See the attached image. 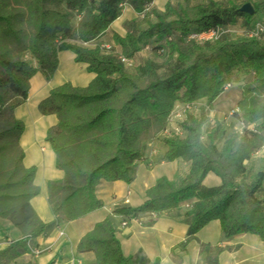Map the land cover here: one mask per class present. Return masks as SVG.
I'll list each match as a JSON object with an SVG mask.
<instances>
[{
	"label": "trees",
	"instance_id": "trees-1",
	"mask_svg": "<svg viewBox=\"0 0 264 264\" xmlns=\"http://www.w3.org/2000/svg\"><path fill=\"white\" fill-rule=\"evenodd\" d=\"M125 1L0 0V217L9 219L21 232L19 239L0 249V264H11L30 253L29 241L49 226L30 205L39 187L33 182L35 167L22 164L19 137L23 123L13 116V109L26 99L29 79L37 71L46 76L54 73L57 52L64 49L74 52L75 59L86 63L95 75L83 87L64 82L52 88L38 104L41 113L57 117L46 134L56 167L64 172L62 179L47 184V200L55 215L69 221L101 207L97 185L102 180H133L143 146L164 129L177 103L193 105L206 98L211 106L223 91L226 77L236 70L244 76L252 74L253 79L242 88L235 116L243 122H258V132L244 139L230 135L217 147L215 129L205 142L201 138L204 121L193 119L184 136L161 139L165 148L162 159L181 158L189 162L188 172L174 180L157 178L146 189L142 204L120 212L132 218L194 199L185 213L188 237L218 219L224 238L253 233L264 241V195H259L264 190V169L252 172L244 164L254 149L264 144V100L259 99L264 94V35L191 41L189 49L181 51L175 38L186 39L192 31L234 24L238 17L248 22L252 16L240 11V5L210 2L188 11L183 8L170 20L160 18L137 34L113 35L121 47L120 55L99 44L84 45L108 29ZM152 1L131 0L130 4L140 12ZM71 12L78 17L74 23ZM166 12L175 14L169 6ZM164 40L170 54L177 55L163 70L147 60L132 71L122 60H131L148 44L162 52ZM24 52L32 61L21 57ZM210 171L220 177V184L208 187L202 183ZM77 250L93 252V264H147L143 256L123 254L110 217L82 235Z\"/></svg>",
	"mask_w": 264,
	"mask_h": 264
},
{
	"label": "crops",
	"instance_id": "crops-1",
	"mask_svg": "<svg viewBox=\"0 0 264 264\" xmlns=\"http://www.w3.org/2000/svg\"><path fill=\"white\" fill-rule=\"evenodd\" d=\"M234 1L240 5L250 2L254 11L257 6V13L248 22L238 17L234 24L222 27L233 32L242 24L244 28L241 31L248 35L253 24L264 17V0ZM156 4L158 0H153L151 8ZM124 7L125 14L123 11L100 37L83 44L89 47L98 44L112 46L114 33L123 36L120 31H123L121 25L125 20L142 17L141 12H136L130 3H125ZM75 56L71 50H59L54 73L46 76L37 71L29 79L26 99L13 109V116L23 123L19 137L23 151L22 164L35 167L33 182L39 187L38 194L30 199V205L49 226L40 236L29 241L31 248H38L40 252L23 254L11 264H93V252H79L77 243L96 222L106 217H110L116 228L123 254L133 258L143 256L147 264H153L156 259L159 264H264V241L258 235L241 233L224 238L218 219L209 221L194 236L188 237L185 213L194 199L181 201L177 207L163 212L137 213L136 220H130L127 226H120L121 221L130 216L120 212L121 209L142 204L147 198L146 189L157 178L163 176L174 180L189 170V162L181 158L172 161L162 159L165 150L163 144L158 147V143L152 140L146 141L143 146V158L136 163L134 178L130 183L102 180L97 185L96 194L103 203L101 207L69 221L54 214L47 200V184L50 180L62 179L64 172L56 167V155L46 140V134L57 123V117L55 114L41 113L38 104L52 88L64 82L83 87L93 79L95 74L89 72L87 64L77 61ZM223 94L225 91L218 97ZM218 97L216 102L220 103ZM199 100L205 101L206 98ZM244 164L253 171L264 169V166L261 167L264 164V145L255 148ZM220 182V177L212 171L202 181L208 187ZM20 237V230L9 219L0 217V249Z\"/></svg>",
	"mask_w": 264,
	"mask_h": 264
},
{
	"label": "rangeland",
	"instance_id": "rangeland-1",
	"mask_svg": "<svg viewBox=\"0 0 264 264\" xmlns=\"http://www.w3.org/2000/svg\"><path fill=\"white\" fill-rule=\"evenodd\" d=\"M125 2L130 3L131 0L130 1L126 0ZM210 2H216L217 4H223L226 6L240 5L239 3H236L234 0H158V4H156V6L152 7L149 11L143 14L141 13L142 17L140 18L135 17V18H130L129 20H125L121 25L123 31L120 32L122 33L123 36L130 32L133 34H137L139 30L146 28L151 22H155L160 18H165L166 20H170L176 17L177 15L176 13H181L183 8H186L188 11L191 10V8L195 5L198 4L207 5L210 4ZM168 6L171 9H173L175 14L172 13H171L172 15L167 14L166 8ZM124 8L125 7H123L121 14L124 11ZM71 15L74 23L78 17L73 12H71ZM221 28L222 30H220L221 34L219 39H225V40L238 39L246 35L243 31H241V29L244 28L242 24L238 29L233 30V32L226 31L223 29V27ZM115 34L118 33H114L113 35ZM174 40H176L175 44L181 51H187L192 43L191 41H188L187 38L186 39L175 38ZM161 44L164 48V51L162 52L159 49H152L151 44H148V46L147 45L143 46L138 52L135 53L133 58L130 60L131 65L132 64L133 65L132 66L127 65L129 70L133 71L136 66L142 65L147 60L155 63L158 66L159 70L165 69L169 64H171L174 61L177 53L175 52L170 54V49H169L170 47L166 42V40L162 41ZM101 47L105 48L107 52H113L116 55L121 54V47L116 42H114L112 46H108V45L106 46L105 44L102 45ZM21 57L28 61H32L27 52L22 53ZM252 79H253L252 74L244 76L240 72H236V70L231 72V74L228 75L225 79V83L222 91V92L225 91V94H223L221 97H218L220 99V103L216 102L215 99L212 105L209 106L206 100L205 101L197 100L191 108H189L188 110L185 111V113H183L182 118H180L181 120H174V122L172 121L166 122L164 129L159 130L158 132L156 131L152 135V137H150L148 140L157 142L159 147L160 145H162L161 139L166 135L184 136L187 132L185 127L189 125L193 119H197V120L201 119L202 121H204L202 126L201 138L205 142H207V135L211 131V129L213 128L215 129L217 133V136L215 138V144L217 147H220L224 142V140L233 134L237 135L238 138H242V139L250 137L252 133L258 132V127H259L258 122L249 123V122L240 121L235 116V112L238 111V107L236 106V104L237 101L242 96L243 86L245 85V83L247 84L251 82ZM259 99L263 101L264 94ZM178 109L181 110L182 108L178 107ZM263 166L264 164L261 165V167ZM252 172L254 171L252 170ZM259 195L262 197L264 195V192L261 190Z\"/></svg>",
	"mask_w": 264,
	"mask_h": 264
},
{
	"label": "built area",
	"instance_id": "built-area-1",
	"mask_svg": "<svg viewBox=\"0 0 264 264\" xmlns=\"http://www.w3.org/2000/svg\"><path fill=\"white\" fill-rule=\"evenodd\" d=\"M150 8H151V4L144 5V8L142 9L141 13L143 14V13L149 11ZM221 27L222 26L212 27L210 29L203 30V31H192V32H189L187 34L186 38L188 41H195L198 43H203L206 41H213V40H216L220 37V34H221L220 30H222ZM263 35H264V17L262 19H260V21L255 22L253 24V27L251 28V30L248 32V36H250V37L261 38ZM122 60L127 65H131V61L129 59L122 58ZM193 105H194V103H193ZM193 105L192 104L176 105L175 108L172 110V112L168 118V121L174 122V120H181L180 118H182L183 113H185V111L188 110L189 108H191ZM177 106L179 108L181 107L182 109L179 110ZM130 220H136V218L132 217V218L125 219V220L121 221L120 226L121 227L127 226L128 222ZM31 252L38 254L40 252V250L38 248H31Z\"/></svg>",
	"mask_w": 264,
	"mask_h": 264
},
{
	"label": "water",
	"instance_id": "water-1",
	"mask_svg": "<svg viewBox=\"0 0 264 264\" xmlns=\"http://www.w3.org/2000/svg\"><path fill=\"white\" fill-rule=\"evenodd\" d=\"M239 10L249 15L254 14V8L250 2H244L239 6Z\"/></svg>",
	"mask_w": 264,
	"mask_h": 264
}]
</instances>
